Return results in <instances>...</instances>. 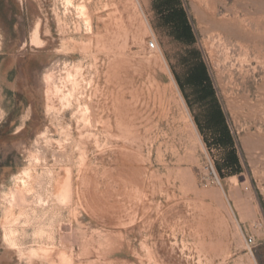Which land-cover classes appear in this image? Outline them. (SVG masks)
Wrapping results in <instances>:
<instances>
[{
    "label": "rangeland",
    "instance_id": "rangeland-1",
    "mask_svg": "<svg viewBox=\"0 0 264 264\" xmlns=\"http://www.w3.org/2000/svg\"><path fill=\"white\" fill-rule=\"evenodd\" d=\"M0 264H264V0H0Z\"/></svg>",
    "mask_w": 264,
    "mask_h": 264
},
{
    "label": "built area",
    "instance_id": "built-area-1",
    "mask_svg": "<svg viewBox=\"0 0 264 264\" xmlns=\"http://www.w3.org/2000/svg\"><path fill=\"white\" fill-rule=\"evenodd\" d=\"M150 47H151L152 49H155V48H156V44H155V42H152V43L150 44ZM248 243H249V244H252V243H253V239L250 238V239L248 240Z\"/></svg>",
    "mask_w": 264,
    "mask_h": 264
},
{
    "label": "bare ground",
    "instance_id": "bare-ground-1",
    "mask_svg": "<svg viewBox=\"0 0 264 264\" xmlns=\"http://www.w3.org/2000/svg\"><path fill=\"white\" fill-rule=\"evenodd\" d=\"M248 33H249V31H248Z\"/></svg>",
    "mask_w": 264,
    "mask_h": 264
}]
</instances>
